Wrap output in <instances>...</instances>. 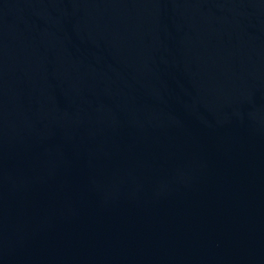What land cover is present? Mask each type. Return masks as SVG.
<instances>
[{"label":"water","instance_id":"water-1","mask_svg":"<svg viewBox=\"0 0 264 264\" xmlns=\"http://www.w3.org/2000/svg\"><path fill=\"white\" fill-rule=\"evenodd\" d=\"M0 264H264V0H0Z\"/></svg>","mask_w":264,"mask_h":264}]
</instances>
